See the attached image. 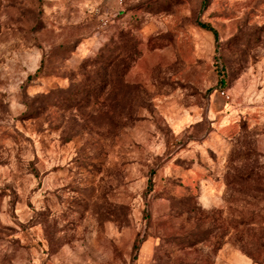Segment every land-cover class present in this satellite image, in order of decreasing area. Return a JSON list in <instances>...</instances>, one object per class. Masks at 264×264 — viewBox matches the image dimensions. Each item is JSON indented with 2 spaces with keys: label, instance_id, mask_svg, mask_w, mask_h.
Returning a JSON list of instances; mask_svg holds the SVG:
<instances>
[{
  "label": "rangeland",
  "instance_id": "obj_1",
  "mask_svg": "<svg viewBox=\"0 0 264 264\" xmlns=\"http://www.w3.org/2000/svg\"><path fill=\"white\" fill-rule=\"evenodd\" d=\"M0 264H264V0H0Z\"/></svg>",
  "mask_w": 264,
  "mask_h": 264
},
{
  "label": "trees",
  "instance_id": "obj_2",
  "mask_svg": "<svg viewBox=\"0 0 264 264\" xmlns=\"http://www.w3.org/2000/svg\"><path fill=\"white\" fill-rule=\"evenodd\" d=\"M201 25H202V27H204V28H206L208 30H211L216 37L218 36V31L211 24H209V23H201ZM111 61L112 60L109 61V64L111 63ZM220 83L225 85V80L222 78L220 80Z\"/></svg>",
  "mask_w": 264,
  "mask_h": 264
},
{
  "label": "built area",
  "instance_id": "obj_3",
  "mask_svg": "<svg viewBox=\"0 0 264 264\" xmlns=\"http://www.w3.org/2000/svg\"><path fill=\"white\" fill-rule=\"evenodd\" d=\"M219 93L222 97H224L226 100L231 101L232 96L229 94V92L226 89H220Z\"/></svg>",
  "mask_w": 264,
  "mask_h": 264
}]
</instances>
